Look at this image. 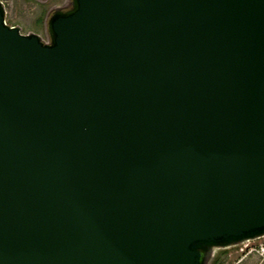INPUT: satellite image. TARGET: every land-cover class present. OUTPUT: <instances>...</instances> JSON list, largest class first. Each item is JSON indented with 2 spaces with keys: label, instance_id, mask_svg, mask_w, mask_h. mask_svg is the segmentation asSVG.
Segmentation results:
<instances>
[{
  "label": "water",
  "instance_id": "obj_1",
  "mask_svg": "<svg viewBox=\"0 0 264 264\" xmlns=\"http://www.w3.org/2000/svg\"><path fill=\"white\" fill-rule=\"evenodd\" d=\"M262 238L264 0H71L45 41L0 2V264Z\"/></svg>",
  "mask_w": 264,
  "mask_h": 264
},
{
  "label": "rangeland",
  "instance_id": "obj_2",
  "mask_svg": "<svg viewBox=\"0 0 264 264\" xmlns=\"http://www.w3.org/2000/svg\"><path fill=\"white\" fill-rule=\"evenodd\" d=\"M63 0H0L5 12L6 23L20 29L22 34H36L46 40V32L41 26L42 17L46 12ZM264 244V238L247 242L235 248L218 251L206 264H264V256H259L257 250Z\"/></svg>",
  "mask_w": 264,
  "mask_h": 264
},
{
  "label": "flooded vegetation",
  "instance_id": "obj_3",
  "mask_svg": "<svg viewBox=\"0 0 264 264\" xmlns=\"http://www.w3.org/2000/svg\"><path fill=\"white\" fill-rule=\"evenodd\" d=\"M37 1L45 2L47 0H37ZM70 8H71V0H63L60 4H56L53 7H51L46 12L45 17L44 18L42 17L41 26H43L45 32L47 29V22L54 13H64L67 12Z\"/></svg>",
  "mask_w": 264,
  "mask_h": 264
},
{
  "label": "built area",
  "instance_id": "obj_4",
  "mask_svg": "<svg viewBox=\"0 0 264 264\" xmlns=\"http://www.w3.org/2000/svg\"><path fill=\"white\" fill-rule=\"evenodd\" d=\"M253 252L257 253L259 256H264V244L260 246L257 250H253Z\"/></svg>",
  "mask_w": 264,
  "mask_h": 264
},
{
  "label": "trees",
  "instance_id": "obj_5",
  "mask_svg": "<svg viewBox=\"0 0 264 264\" xmlns=\"http://www.w3.org/2000/svg\"><path fill=\"white\" fill-rule=\"evenodd\" d=\"M217 263V261L216 262H214V264H216Z\"/></svg>",
  "mask_w": 264,
  "mask_h": 264
}]
</instances>
